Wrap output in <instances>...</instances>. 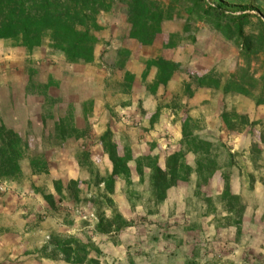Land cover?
Returning a JSON list of instances; mask_svg holds the SVG:
<instances>
[{"label":"rangeland","instance_id":"obj_1","mask_svg":"<svg viewBox=\"0 0 264 264\" xmlns=\"http://www.w3.org/2000/svg\"><path fill=\"white\" fill-rule=\"evenodd\" d=\"M210 1L222 3L227 13L248 16L249 21L242 25L243 40L229 41L213 24L199 21L193 24L190 32H185L188 13L182 10L180 18L163 24V32L153 46L143 51L137 49L133 70L138 72L127 85L122 83L124 71L113 66L116 55L101 58L98 67L102 72L96 75L91 73L92 70L74 71V66L47 43L41 47L43 54L27 51L17 56L11 42L0 41V121L29 142L32 151L43 154L50 169L49 175L32 176L27 160L22 163L25 176L21 181L0 180V264H7L8 260L4 259L7 249L2 240L5 237L13 242L22 239V243L26 242L25 247L28 246L25 252H42L46 257L58 259L54 261L56 264H70L53 250L54 245L69 237L92 240L99 247L93 256L100 264H206L213 259L232 264L238 247H244L239 250L240 264H264V144L260 142L264 130V104L258 106L252 97L233 92L225 96L221 91L211 89L197 90L203 99L196 104L190 103L185 91V84L192 82L190 76L214 71L222 81L233 79L251 85L255 96L260 95L264 101V0ZM124 13L125 7L118 3L113 12L100 17L103 26L98 33L100 41L112 34L115 27H118L119 36H126L129 26L121 18ZM170 34H180L177 46L172 49L165 48ZM108 41L114 44L116 37L111 36ZM157 58L174 61L181 69L167 87H161L155 95L152 108L156 111L159 108V114L164 118L175 115V120L180 123L187 115L198 118L202 136L225 143L236 154L232 179L239 180L236 190L248 207L239 232L236 228L218 230L211 223L212 217L205 216V205L193 197L194 181L173 188L176 189V201L169 205L164 202L158 214L147 215V187L137 174L135 163L131 164L133 185L129 188L119 185L113 196L117 209L135 225L117 237L94 234V205L88 203L97 190L94 184L82 186L84 195L79 201L70 195L60 200L55 195V205H50L43 197L44 192L54 193V180H62L65 184L71 179L89 182L90 173L78 163L83 150L91 152L95 169L102 175L111 172L112 165L99 147V137L107 127L112 128L121 151L124 144H129L136 157L158 155L160 163L165 162V146L168 145L170 150L177 142L167 143L172 137L163 135L156 128L152 131L157 135L150 133L147 138L137 130H131L149 129L153 114H148L144 123H128L123 119L127 115L120 108L128 102L134 104V95L137 98L150 93L149 85L157 70L151 69L144 79L139 68L144 70L146 59ZM13 59L15 64H12ZM5 61L8 64H4ZM76 72L85 74L86 79L89 76L95 78L80 81L79 75H69ZM107 79L113 80L109 84ZM46 84L49 88L45 90L42 86ZM89 102H93L91 113ZM224 110L247 116L258 124L244 132H228L221 120ZM68 114L72 115L74 125L85 130L87 135L84 139H69L58 146L53 137L54 124ZM253 143L262 149V156L255 163L250 154ZM248 174L255 177L253 185L249 183ZM219 179L220 174L207 189L210 194L220 192L222 183ZM243 251L246 255H240ZM253 257L258 262L254 263Z\"/></svg>","mask_w":264,"mask_h":264},{"label":"trees","instance_id":"obj_2","mask_svg":"<svg viewBox=\"0 0 264 264\" xmlns=\"http://www.w3.org/2000/svg\"><path fill=\"white\" fill-rule=\"evenodd\" d=\"M118 3L125 7L127 21L131 26L129 37L145 47L153 46L163 32V24L180 18L182 10L188 13L185 32H190L197 21L209 23L229 41H242V25L249 21L248 16L227 13L222 3L210 0H0V41H9L13 47H22L28 52L47 43L53 51L61 53L68 64H90L95 60V48L100 43L98 33L103 29L100 17L113 12ZM179 35L170 34L165 48H175ZM145 65L144 79L151 69L157 70L149 85V92L154 95L161 86L167 87L181 69L180 64L163 58L149 59ZM126 79L133 82L134 76L128 72ZM190 79L192 82L185 84L186 95L189 97H193L199 89H211L221 91L225 96L233 92L252 97L258 106L264 104L260 95L255 96L251 85L237 83L233 79L222 81L214 71L190 76ZM252 79L255 81L254 77ZM42 87L45 90L49 88L47 84ZM260 91L263 93V87ZM89 106L91 113L93 102H89ZM158 110L151 117L152 124L160 116ZM221 120L228 132H244L248 127L258 124L251 122L247 116L227 110L221 114ZM181 123L182 138L166 153L163 164L158 155L136 157L129 144H124L121 151L112 130L108 128L99 137V147L112 165L111 172L102 175L95 169L91 152L83 150L78 156V163L90 173L89 182L71 179L65 184L62 180H54V193H42L44 199L50 205H55V195L60 200L70 195L79 201L80 196L84 195L82 186L94 184L97 190L88 201L94 205V234L117 237L135 225L133 220L125 218L117 209L113 198L119 185L124 184L127 188L133 185L131 164L135 163L137 174L147 187V215L159 213L170 189L190 184L195 177L193 197L205 205V216L212 217L211 223L217 229L236 228L239 232L248 207L244 198L232 191V168L236 154L225 143L213 142L202 136L203 129L198 118L187 115L181 119ZM54 125L53 137L59 143L58 146L69 139H84L87 135L85 130L74 125L71 114L60 117ZM260 142L264 144V130ZM189 154L195 156L193 166L187 162ZM250 154L252 163H255L262 156L261 147L253 143ZM27 160L32 176L50 174L45 156L32 151L29 142L0 121V180L21 181L25 176L22 163ZM218 174L219 182L222 183L221 190L212 195L207 189L215 182ZM248 177L249 183L253 185L254 175L248 174ZM53 250L70 264H100L93 256L99 247L92 240L69 237L54 245ZM206 264L224 263L213 259Z\"/></svg>","mask_w":264,"mask_h":264},{"label":"crops","instance_id":"obj_3","mask_svg":"<svg viewBox=\"0 0 264 264\" xmlns=\"http://www.w3.org/2000/svg\"><path fill=\"white\" fill-rule=\"evenodd\" d=\"M121 18H122V20L124 18L125 21H126V23L129 26L128 29H127L126 36L124 38L121 37V36H119L120 34H119L118 27H115L114 30H113V32H112V34H109L107 36V38H105L104 40H101L100 43L96 46V48H95V60H94V62L93 63H90V64H77V65H73L74 66L73 67L74 71L75 70L78 71V70H81V69L83 70L84 69L86 72L92 70L91 73H94L96 75L98 73L100 74L102 72L101 69H100V67H98V64L100 63V59L101 58L104 59V57L107 59L111 55L112 56L113 55H116V58L114 60L113 66H114V68L116 70L119 69V70H123L124 71V81L122 80V83H125L126 85L129 83L128 80L125 78L126 77V73L129 72L133 76H135L137 74L138 71H134L133 70V66H134L133 57L135 55V52L137 51V49H139V51L140 50L143 51L144 48H148V47L142 46L138 41H136L134 39H131L129 37V32H130L131 26H130V24L127 21L126 14H125L124 17L122 16ZM118 21H119V19H118ZM111 36L116 37V41L114 42V44L113 43L110 44V42L108 41V38H110ZM104 37H106V36H104ZM121 38L123 39L122 41L119 40ZM13 48H15L14 53L17 56L24 55V54L27 53V50L25 48H22V47H13ZM34 51L36 53H38V54H43L41 52V47L40 48H37ZM6 57H8V56H6ZM6 57L4 58L5 60L7 59ZM62 57H64V56L62 55ZM8 59H11V58L8 57ZM147 60H149V59H146L145 62ZM11 61H12V64H15V60L14 59L11 60ZM4 64H8L7 61H5ZM139 69H140L139 72L143 71V74H144V72L146 70V66H145L144 70H141V68H139ZM69 75H73V77H77V75H79L78 80L84 79V81H89V79H88L89 77L91 79H93V80L95 78L93 76H89L86 79V75L85 74H80L78 72L73 73V74H69ZM141 75H142V73H141ZM112 80L113 79H107L106 81L110 84V82ZM80 81H82V80H80ZM161 87L163 88V86H161ZM161 87L159 88V90H161ZM159 90H158V92H159ZM155 95L154 94H151V93H147V94H144L143 96H138L137 98L134 95L132 97V99H133L132 101H134V104H133V102L132 103H129L128 102L123 107H120L121 110H123L122 113L125 114V115H127V116H125V118H123L124 121H126L128 123H133L135 121H137L138 123L139 122L140 123L141 122L144 123L145 120H146L147 115L148 114H151L152 115L156 111V108H152L153 107L154 100H155ZM189 98H190L189 99L190 100V103H196V104H199V101L200 100L202 101V99H203L202 96H201V94L199 95L197 92L195 93V95L193 97H189ZM175 119H176L175 118V115L167 116L166 118H164V117H162L160 115L159 118H158V120L155 123H153V124L151 123V118H150V121H149V129L143 130V129H139V128H131V130H134L135 129L140 134H143L145 136V138H147L150 133L152 135H157V133H153V131H152L153 128H156L163 135H169L170 137H172V139H170L167 143H171L172 140L175 141V142H179L181 140V138H182V134H181V131H182V123L177 122V120H175ZM108 128L112 130L111 127H107L105 129V131ZM112 132H113V130H112ZM113 134H114V132H113ZM167 147H168V145L165 146L166 153H168V151H169V147L168 148ZM194 161H195V156L193 154H189L187 156V162H188V164H190V165L193 166L194 165ZM233 178H235V177H233ZM193 181H194V185H193V188H194L195 187V183H196V178L195 177H194ZM237 181H239L237 178H236V181H234L232 179V183H234V185L232 184V191L235 194H240L236 190V186L238 185V182ZM175 188H177V187H175ZM175 193H176V189H173V188L170 189L168 191V196H167V199H166L165 203H167L168 205L174 203L176 201L174 199ZM175 219L177 220V219H180V218L175 217ZM212 229L215 230L214 227H212ZM218 230H220V229H218ZM7 235H9V234L7 233L6 236ZM21 241H22V239H19V240L16 239L14 241L15 242L14 243L8 237H5L4 241L2 240L3 245H5L4 247L7 249V251H6V257L4 258V259L8 258L7 264H10V263H13V262H14L13 264H56L54 261H58V259H51L49 257H46V256L40 254L39 252H36V253L25 252V249H28V246L25 247L26 242H23L22 243ZM243 248L244 247H242V248L241 247H238L237 255H233V258L231 259L232 260V264H240L241 263L240 260H242V258H241V256H239V252H240L239 250H242ZM240 255H246V254H244V251H243L242 253H240ZM258 258L260 259L259 256H258ZM9 259H11V260H9ZM236 259L238 260L237 262H236ZM253 262L254 263L255 262H258V260L253 257Z\"/></svg>","mask_w":264,"mask_h":264}]
</instances>
